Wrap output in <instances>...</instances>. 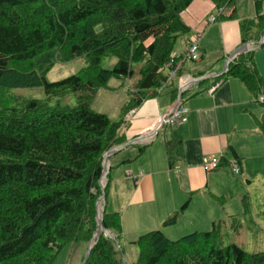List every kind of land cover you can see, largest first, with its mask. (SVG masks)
<instances>
[{
	"label": "trees",
	"instance_id": "obj_1",
	"mask_svg": "<svg viewBox=\"0 0 264 264\" xmlns=\"http://www.w3.org/2000/svg\"><path fill=\"white\" fill-rule=\"evenodd\" d=\"M213 1L216 7L234 4ZM191 2L0 0V264H52L65 243L87 248L97 231V201L107 191V183L103 191L99 185L104 154L124 144L126 113L173 85L165 64L176 39L189 31L180 13ZM253 3L257 17L242 33L243 43L264 37V0ZM252 55L238 54L223 78H238L257 101L264 91ZM79 57L85 65L75 73L46 79L55 63ZM112 78L126 92L116 118L92 108L101 90L112 89ZM26 87H40L43 97L13 92ZM170 89L174 100L177 88ZM69 94L73 104L63 101ZM257 126L264 137V114ZM145 148L135 146V156L121 162L137 158ZM164 150L172 169L181 141H164ZM227 154L223 163L232 159L238 164L232 147ZM243 204L249 211L245 199ZM222 224L214 220L209 230L174 240L159 229L142 233L133 241L137 257L127 263L119 244L120 214L105 207L101 225L114 239L100 233L81 263L264 264V251L247 252L235 243L221 246Z\"/></svg>",
	"mask_w": 264,
	"mask_h": 264
},
{
	"label": "crops",
	"instance_id": "obj_2",
	"mask_svg": "<svg viewBox=\"0 0 264 264\" xmlns=\"http://www.w3.org/2000/svg\"><path fill=\"white\" fill-rule=\"evenodd\" d=\"M216 9L213 0H192L180 13L189 31L176 39L172 53H182L193 35L201 33L199 60L183 63L170 87L178 88L189 76L200 77L182 96V104L188 109L187 121L154 128L156 117L174 103L171 89H163L134 109L121 131L124 144L108 159L105 207L120 214L122 251L127 263L135 261L137 247L133 241L142 233L162 229L167 238L174 240L183 229L211 225L212 217H219L216 202L222 205L235 189V183L226 172H231L230 168L222 162V157L228 156V147H232L238 158L240 172L236 175L248 176V159L254 157L256 143L264 142L257 126L264 111L242 81L222 77L216 88L208 90L215 77L222 73L226 57L243 44L242 33H247L255 24L257 14L253 0H234L232 17L221 15L214 22H208V17L217 13ZM252 65L264 91V45L253 52ZM124 101L118 106L116 117ZM147 137L152 138L145 140ZM173 139L181 141V150L174 158L173 168L169 169L164 141ZM143 145L146 148L140 156L121 162L133 158L135 146ZM205 156L220 157L219 165L206 169L202 163ZM127 172L136 179L126 175ZM223 177L228 180L223 182ZM236 198L243 214L248 212L243 204L245 196L238 191ZM175 213L174 222L164 223Z\"/></svg>",
	"mask_w": 264,
	"mask_h": 264
},
{
	"label": "rangeland",
	"instance_id": "obj_3",
	"mask_svg": "<svg viewBox=\"0 0 264 264\" xmlns=\"http://www.w3.org/2000/svg\"><path fill=\"white\" fill-rule=\"evenodd\" d=\"M84 65L85 61L83 57L76 58L67 63H55L46 72L45 77L49 81L58 80L75 73ZM119 83V80L112 78L109 81V86L112 89L101 90L100 94L98 93L94 99L92 108L115 118L118 106L126 98L125 89L117 87ZM13 92L25 97H43L40 87L15 88ZM63 101L73 104L74 95L69 94ZM256 104L260 110L264 111V107L260 102ZM253 153H255L253 155L254 157L248 159V163L250 164L248 171L250 175L246 176L243 173L234 175L226 171L227 175L235 183V189L229 192L231 197H226L222 205L216 202L215 205L220 214L218 213L219 217H212L211 220H223L221 246L235 243L247 252H261L264 251V142L262 140L256 143V148ZM247 178L250 182H247ZM225 179L227 178L223 177L222 181L224 182ZM104 182L106 185V178ZM238 191L240 195L245 196L247 207L249 206V211L245 214H243L241 203L236 198V192ZM230 215H233V217H228ZM187 218L193 220L190 217ZM185 222H181L180 225H183ZM198 226V229H183L180 236L194 230L207 231L211 227L210 224ZM123 242V238L121 237L119 239L121 247L123 246ZM85 250L81 243H65L57 251L52 264H81L86 253Z\"/></svg>",
	"mask_w": 264,
	"mask_h": 264
},
{
	"label": "built area",
	"instance_id": "obj_4",
	"mask_svg": "<svg viewBox=\"0 0 264 264\" xmlns=\"http://www.w3.org/2000/svg\"><path fill=\"white\" fill-rule=\"evenodd\" d=\"M232 9H233L232 6L219 7L217 9V14L218 15L225 14L226 16H228L231 14ZM215 20H216V16L214 15H211L208 18L209 22H213ZM200 37H201V33L199 32L195 33L193 37L191 38L184 52L171 55L168 62L165 64V71L167 72V82H170L173 78L177 76L183 62H186V61L191 62V61H196L197 59H199L200 53H199L198 42H199ZM260 42L261 41H258L256 43H246L242 45L240 48H238L236 51H234L231 55L227 56L225 59L224 71H227L229 64L233 61V59L235 58L237 54L241 52H248V51L254 50L258 46V43ZM189 82L190 80L185 79L179 85V90L180 91L185 90L188 87ZM220 82L221 81H217L210 88V90H213L214 88H216L220 84ZM159 90L160 89H158V91ZM258 101L260 102L264 101L263 94H260L258 96ZM133 112H134L133 110L129 111L128 114L126 115V119L131 117ZM187 114H188V109L176 101L166 111L162 112L158 117H156L154 127L161 128L163 126H173V125L182 124L187 121ZM202 163L206 169L214 168L218 165L219 158H214L212 156H205L203 158ZM229 165L233 173L235 174L238 173L239 168L234 160H231Z\"/></svg>",
	"mask_w": 264,
	"mask_h": 264
},
{
	"label": "water",
	"instance_id": "obj_5",
	"mask_svg": "<svg viewBox=\"0 0 264 264\" xmlns=\"http://www.w3.org/2000/svg\"><path fill=\"white\" fill-rule=\"evenodd\" d=\"M114 152H115V149H111V150H109L108 152H106V154H105V156H104V159H103V166L105 165V163H107L108 156L111 155V154H113ZM100 187H101V189L104 188V185H102L101 182H100ZM101 198H102L103 200H105V194H104V193L102 194ZM104 205H105V204H103L102 210H103V208H104ZM102 210H101L100 212L97 211V216H96V221H97V231H96V233L93 235L92 240L89 242V245H88V248H87V251H86V257H85V258H87V255L89 254V251H90V248H91V246H92L93 240H94V239H95L100 233L103 232V235H105V236H107V235L110 236V235H111V232H110L109 230L104 229V228L102 227V225H101V214H102Z\"/></svg>",
	"mask_w": 264,
	"mask_h": 264
},
{
	"label": "bare ground",
	"instance_id": "obj_6",
	"mask_svg": "<svg viewBox=\"0 0 264 264\" xmlns=\"http://www.w3.org/2000/svg\"><path fill=\"white\" fill-rule=\"evenodd\" d=\"M86 58V57H85ZM114 92V91H113ZM196 93V92H195ZM71 95V94H70ZM67 97V96H66ZM189 97V96H188ZM224 164H225V162H224ZM107 166H108V163L106 164V166H105V169H104V176L102 177V179H101V182H102V184H104L105 182V175H106V170H107ZM101 203H103V201H101V199L99 198L98 199V201H97V208H98V211H100V209H101ZM176 214V213H175ZM84 263V262H83Z\"/></svg>",
	"mask_w": 264,
	"mask_h": 264
}]
</instances>
